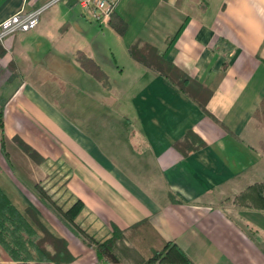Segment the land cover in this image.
I'll use <instances>...</instances> for the list:
<instances>
[{"label":"crops","instance_id":"1","mask_svg":"<svg viewBox=\"0 0 264 264\" xmlns=\"http://www.w3.org/2000/svg\"><path fill=\"white\" fill-rule=\"evenodd\" d=\"M50 1L0 0V23ZM115 13L127 23L124 35L85 16L76 0H59L35 28L0 45L5 148L15 163L2 149L0 126V189L40 235L41 223L66 239L74 259L64 264H100L81 231L103 241L113 225L145 218L193 264H264V210L234 201L264 181V124L255 119L264 97V0H120ZM135 44L155 46L210 88L206 110L135 60ZM79 50L108 74L110 87L97 79L80 87L93 104L77 106L73 118L63 104L67 91L58 93L50 76L79 86L77 76L89 75ZM113 74L121 80L112 82ZM101 103L112 111L116 104L119 119L99 122L84 112H98ZM190 130L206 144L183 155L175 143ZM14 136L38 150L43 164ZM58 164V176L68 171L65 183L50 180L43 188L65 209L83 201L74 223L35 190Z\"/></svg>","mask_w":264,"mask_h":264},{"label":"trees","instance_id":"2","mask_svg":"<svg viewBox=\"0 0 264 264\" xmlns=\"http://www.w3.org/2000/svg\"><path fill=\"white\" fill-rule=\"evenodd\" d=\"M110 24L119 34H125L127 23L120 15L114 13ZM129 51L135 60L167 77L206 110L213 95L210 88L168 60L155 46L135 44ZM77 61L89 75L102 82L105 87H110L108 74L94 59L79 50ZM13 66L10 63L11 69ZM255 118L264 122V97L255 112ZM0 126L3 135L2 149L9 160V154L5 150L2 104ZM13 141L33 161L37 163L45 161L44 156L20 136H14ZM205 144V140L199 134L190 130L175 143V147L183 155H187ZM169 196L172 201L178 200L172 193H169ZM234 201L241 207L264 210V181L250 184L235 196ZM83 209V201L77 199L64 212V216L74 223ZM39 225L43 231L42 235L0 189V264H64L73 261L74 256L69 250L66 239L56 236L41 223ZM81 233L86 234L83 231ZM87 239L88 245L95 248L100 261L109 264H125L122 249L131 251L129 252L131 258L138 260V264H193L186 252L176 242L166 240L148 218L126 228L113 225L111 236L103 241H97L92 236ZM128 242L130 246L126 244Z\"/></svg>","mask_w":264,"mask_h":264},{"label":"rangeland","instance_id":"3","mask_svg":"<svg viewBox=\"0 0 264 264\" xmlns=\"http://www.w3.org/2000/svg\"><path fill=\"white\" fill-rule=\"evenodd\" d=\"M105 56H106V58H107V56L109 58V59L107 58V60H108L107 61L108 66L107 67H109L111 70L114 69V71H115L116 70V66L114 65L115 61H114V58L112 57V54L108 51V49L106 50ZM83 74H85V73H83ZM84 76H86V77L85 78L84 77L81 78V76H77V78L75 79L79 86H70V85L66 84L65 81L60 80L58 77L52 76V75L50 76V79L54 82L53 84L56 85L57 87H59L58 88L59 90L57 91L58 93L60 92V90L61 91H64V90L67 91L68 95H67L66 98H64L63 104L66 102V105H68L71 108L70 109L69 107H67V109H68L67 111H68V115L70 117H73V118L75 117L74 110L77 108V106H83V108H84V106H88V107L91 108V105L93 104L92 100H91L92 98L89 95L83 94L81 92L82 90L80 89V87L83 88V89L84 88H88V86L90 84H92V85L97 84V81H96V79L92 78L90 75H84ZM86 78H88L89 81ZM111 80H112V82L115 81V83H117L119 80H121V78H118L115 74H113L111 76ZM91 82H93V83H91ZM1 93L2 92H0V98L2 97ZM83 95L85 97H83ZM57 99H58L57 101L61 100V98H57ZM106 106H108V104L104 105V104L101 103V105L98 106V108H99L98 112H96L94 114L91 113V109H88L89 111L85 110L84 112H89L90 117H93L94 120L96 119L99 122L117 121L119 119V113L117 112L119 107L116 104L114 106L110 105L115 110V111L114 110L112 111L111 108H107L106 109ZM255 119H257V118H255ZM75 120H76V118H75ZM257 120L264 124V122L262 120H260V119H257ZM5 150H6V148H5ZM9 160H12V158H10V155H9ZM33 162L36 165H42L44 161L41 162V163H37L35 161H33ZM12 163H14L13 160H12ZM59 169H60V164H58L57 166H54L52 172L48 175V177L46 176L44 178H39V180L36 183L35 190L37 191V194L42 199H45V201H48L53 206L57 207L61 211L63 216H64V212H66L72 205L69 208L65 209L64 205L63 206L60 205V200L61 199H60V197H58L57 194L49 192V190L47 188H43L45 185H48V183H50V182H52L54 184L55 183H62V184L65 183L66 179H64V176L68 173V171H67V173H64L63 176H58L57 173H58ZM64 200H65V198H64ZM82 236H83L84 242L86 244H88L87 243V240H88L87 237H90L91 235L86 233V234H82ZM126 244L128 246H130L129 242L126 243ZM90 247L95 250V248L93 246H90ZM121 252L124 254V263L125 264H138V260H136L135 258H131V256H130L131 254L129 253L131 251L128 252V250H123L122 249ZM127 252L129 253V255H128ZM99 261H100V259H99ZM100 264H109V263L100 261Z\"/></svg>","mask_w":264,"mask_h":264},{"label":"built area","instance_id":"4","mask_svg":"<svg viewBox=\"0 0 264 264\" xmlns=\"http://www.w3.org/2000/svg\"><path fill=\"white\" fill-rule=\"evenodd\" d=\"M59 0H51L43 7L35 10L21 9L0 23V44H4L8 37L18 32H27L35 28L40 21L42 12ZM85 13L100 25H108L115 13L120 0H76Z\"/></svg>","mask_w":264,"mask_h":264}]
</instances>
